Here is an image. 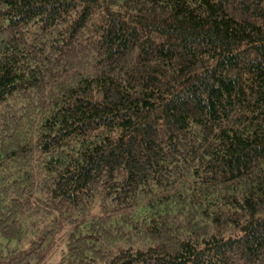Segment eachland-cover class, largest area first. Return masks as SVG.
<instances>
[{"label":"trees","instance_id":"obj_1","mask_svg":"<svg viewBox=\"0 0 264 264\" xmlns=\"http://www.w3.org/2000/svg\"><path fill=\"white\" fill-rule=\"evenodd\" d=\"M264 264V0H0V264Z\"/></svg>","mask_w":264,"mask_h":264},{"label":"rangeland","instance_id":"obj_2","mask_svg":"<svg viewBox=\"0 0 264 264\" xmlns=\"http://www.w3.org/2000/svg\"><path fill=\"white\" fill-rule=\"evenodd\" d=\"M67 254V246L65 244L61 245L57 252L47 261L46 264H60L62 258Z\"/></svg>","mask_w":264,"mask_h":264}]
</instances>
